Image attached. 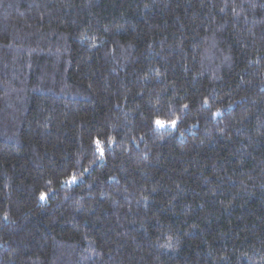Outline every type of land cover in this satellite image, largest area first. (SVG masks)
<instances>
[{
    "label": "trees",
    "instance_id": "1",
    "mask_svg": "<svg viewBox=\"0 0 264 264\" xmlns=\"http://www.w3.org/2000/svg\"><path fill=\"white\" fill-rule=\"evenodd\" d=\"M0 264H264V0H0Z\"/></svg>",
    "mask_w": 264,
    "mask_h": 264
},
{
    "label": "rangeland",
    "instance_id": "2",
    "mask_svg": "<svg viewBox=\"0 0 264 264\" xmlns=\"http://www.w3.org/2000/svg\"><path fill=\"white\" fill-rule=\"evenodd\" d=\"M159 122H161V121H159ZM162 125V126H161ZM156 126L157 127H164V126H170V124L168 125V124H164V123H160L159 125L157 124V122H156Z\"/></svg>",
    "mask_w": 264,
    "mask_h": 264
},
{
    "label": "snow or ice",
    "instance_id": "3",
    "mask_svg": "<svg viewBox=\"0 0 264 264\" xmlns=\"http://www.w3.org/2000/svg\"><path fill=\"white\" fill-rule=\"evenodd\" d=\"M161 122L157 121V124L159 125ZM162 126V125H161ZM44 197L42 196L41 199H43Z\"/></svg>",
    "mask_w": 264,
    "mask_h": 264
}]
</instances>
